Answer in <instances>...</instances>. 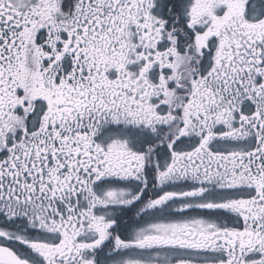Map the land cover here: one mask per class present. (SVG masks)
<instances>
[{
    "label": "snow or ice",
    "instance_id": "snow-or-ice-1",
    "mask_svg": "<svg viewBox=\"0 0 264 264\" xmlns=\"http://www.w3.org/2000/svg\"><path fill=\"white\" fill-rule=\"evenodd\" d=\"M0 264H264V0H0Z\"/></svg>",
    "mask_w": 264,
    "mask_h": 264
}]
</instances>
